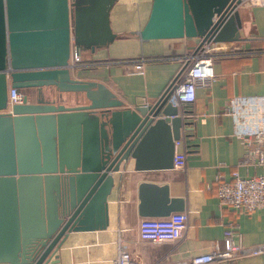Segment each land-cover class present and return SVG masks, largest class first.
<instances>
[{"label": "water", "instance_id": "water-1", "mask_svg": "<svg viewBox=\"0 0 264 264\" xmlns=\"http://www.w3.org/2000/svg\"><path fill=\"white\" fill-rule=\"evenodd\" d=\"M111 2L0 0V264H58L68 231L104 228L111 172L127 157L134 169L171 166L182 121L166 97L176 75L153 100L128 106L103 82L70 74L71 49L93 51L111 40ZM239 4L151 0L135 34L197 37L195 47L236 41ZM7 85L22 92L8 107ZM144 186L154 187L142 182L139 193ZM167 201L142 215L181 209L180 198Z\"/></svg>", "mask_w": 264, "mask_h": 264}, {"label": "crops", "instance_id": "crops-1", "mask_svg": "<svg viewBox=\"0 0 264 264\" xmlns=\"http://www.w3.org/2000/svg\"><path fill=\"white\" fill-rule=\"evenodd\" d=\"M150 3L112 0L107 12L111 40L93 51L76 52L84 63L72 68L71 76L103 82L128 106L158 96L179 73L182 64L176 56L191 52L198 38L140 40L135 32L145 22ZM238 12L240 38L220 41L225 51L211 59L212 77L207 83L195 84L194 99L184 107L179 131L184 130L186 136L183 145L177 146L185 149L184 166L177 169L171 163L166 168L134 169L133 158L127 157L111 172L105 227L68 231L57 250L58 264H111L110 250L117 235L128 255L141 264L165 257L179 260L206 251L213 240L221 243L228 228L244 245L264 242V209H233L220 205L215 195V178L229 180L233 169L241 177L264 175V165L238 164L243 144L231 134L230 118L223 111L232 95L264 94V0L260 4L240 3ZM146 57L158 58L145 59L141 72L133 71V60ZM25 92L33 96V89ZM261 150L264 154V136ZM142 182L154 187L144 186L139 193ZM172 197L181 199V209L174 211L187 214L182 235L157 242L138 238L140 217H162L142 213L156 212ZM206 264H264V252Z\"/></svg>", "mask_w": 264, "mask_h": 264}, {"label": "built area", "instance_id": "built-area-1", "mask_svg": "<svg viewBox=\"0 0 264 264\" xmlns=\"http://www.w3.org/2000/svg\"><path fill=\"white\" fill-rule=\"evenodd\" d=\"M263 0H240V3L260 4ZM235 7L229 10V13ZM215 19L213 14L211 20ZM225 51L220 41L205 40L191 52L176 56L180 59L183 69L180 75L169 86L166 100L176 106L179 116H183L184 107L194 99L195 84L199 81L207 83L212 77L210 67L211 59ZM70 62L80 65L79 55L72 51ZM146 57L133 60L132 70L141 72V65ZM161 58V57H159ZM127 61V60H123ZM22 92L7 85L6 101L8 107L11 103L21 100ZM231 121V134L243 144V156L238 160L241 165H264V154L261 150L264 136V94L232 95L227 98L223 109ZM186 134L179 131L177 139L173 140L172 166L180 169L184 166L185 149H177L184 143ZM215 195L220 205H227L233 209L252 210L264 209V175H249L241 177L233 169L229 180H219L217 177ZM187 214L184 211H171L162 217H140L136 223L137 236L153 242L162 240H175L179 238L186 226ZM264 252V242L244 245L237 238L234 239L230 229H226L221 243L213 240L206 251L194 253L179 260L163 258L146 264H206L210 262L232 261L239 256L254 255ZM111 264H141L136 263L127 253L118 235L113 241L110 250Z\"/></svg>", "mask_w": 264, "mask_h": 264}, {"label": "trees", "instance_id": "trees-1", "mask_svg": "<svg viewBox=\"0 0 264 264\" xmlns=\"http://www.w3.org/2000/svg\"><path fill=\"white\" fill-rule=\"evenodd\" d=\"M179 68H180V70H179V73L176 74V78L180 75V72H181V70L183 69V66L180 65ZM176 78H175V79H176ZM175 79H174V80H175ZM174 80H173V81H174ZM173 81H171V83L169 84V86L172 84ZM169 86H168V87H169Z\"/></svg>", "mask_w": 264, "mask_h": 264}]
</instances>
